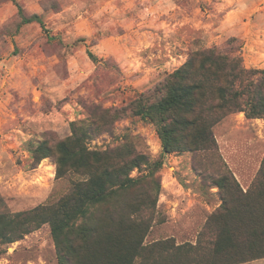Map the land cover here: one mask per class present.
I'll use <instances>...</instances> for the list:
<instances>
[{"label": "rangeland", "instance_id": "374dc122", "mask_svg": "<svg viewBox=\"0 0 264 264\" xmlns=\"http://www.w3.org/2000/svg\"><path fill=\"white\" fill-rule=\"evenodd\" d=\"M19 5L28 16L40 15L44 25L21 24ZM228 12L234 19L229 23ZM213 46L239 49L246 67L264 69V0H0V211L53 203L82 179L76 173L58 177L51 157L36 161L41 142L54 146L71 136L75 122L90 120L92 106L117 115L113 109L159 89L190 52ZM214 133L215 150L164 155L157 222L148 242L171 233L192 240L199 230L167 223L161 197L168 178L194 184L204 198L217 190L209 201L213 207L221 198L214 179L224 165L242 188L257 178L264 161V118L233 113ZM124 144L153 161L163 155L155 125L130 112L88 140L93 150ZM2 248L0 264H59L48 223Z\"/></svg>", "mask_w": 264, "mask_h": 264}, {"label": "trees", "instance_id": "16d2710c", "mask_svg": "<svg viewBox=\"0 0 264 264\" xmlns=\"http://www.w3.org/2000/svg\"><path fill=\"white\" fill-rule=\"evenodd\" d=\"M19 13L21 24L44 25L20 5ZM89 110L90 120L75 122L71 136L54 146L43 141L34 151L38 162L55 159L58 177L76 173L82 179L53 203L0 211V255L2 246L48 223L59 264H237L264 258V161L246 191L224 165L214 179L222 204L208 215L196 244L175 237L147 241L157 222L164 155L217 149L214 128L230 114L264 118V69L246 67L239 49H196L159 89L113 109L117 115L96 105ZM129 112L155 125L164 148L160 158L153 161L128 144L89 148V139ZM135 169L148 174L132 176Z\"/></svg>", "mask_w": 264, "mask_h": 264}, {"label": "crops", "instance_id": "0c3cea01", "mask_svg": "<svg viewBox=\"0 0 264 264\" xmlns=\"http://www.w3.org/2000/svg\"><path fill=\"white\" fill-rule=\"evenodd\" d=\"M233 20L234 19L232 18L231 13L228 12L225 15V21L229 23ZM246 22L248 23L249 21ZM166 181L167 182L164 183L165 187L161 197V206H163L164 210L170 214L169 218L172 221L168 219L167 223L171 224L172 222L174 226H182L188 229L190 228L199 230L191 233L190 236L193 237L192 240H182L178 238L177 234L175 233L167 234L164 238L175 237L178 243L188 241L196 244L201 231L200 229L204 227L208 218L207 213H212L217 208H219L222 204V199L220 198L219 203L213 207L209 201L215 200L214 194L218 192L217 190H212V193H209V198H204V193L198 190L194 184L186 186L185 184L179 183L176 177H171L170 179L168 178ZM187 182H192V179H188ZM243 188L245 191L247 190L246 187ZM181 212H183L185 216L183 214L181 215ZM237 264H264V261L262 263V259H256Z\"/></svg>", "mask_w": 264, "mask_h": 264}]
</instances>
